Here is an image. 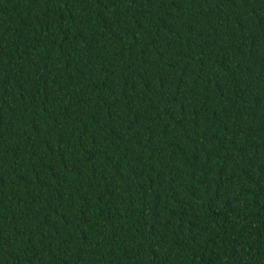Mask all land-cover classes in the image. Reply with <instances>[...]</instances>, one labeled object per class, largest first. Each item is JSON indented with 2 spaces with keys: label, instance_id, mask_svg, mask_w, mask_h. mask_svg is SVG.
<instances>
[{
  "label": "trees",
  "instance_id": "obj_1",
  "mask_svg": "<svg viewBox=\"0 0 264 264\" xmlns=\"http://www.w3.org/2000/svg\"><path fill=\"white\" fill-rule=\"evenodd\" d=\"M0 264H264V0H0Z\"/></svg>",
  "mask_w": 264,
  "mask_h": 264
}]
</instances>
